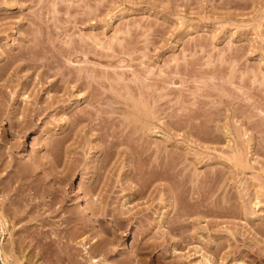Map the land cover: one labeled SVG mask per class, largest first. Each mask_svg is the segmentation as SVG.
I'll use <instances>...</instances> for the list:
<instances>
[{"label": "rangeland", "instance_id": "obj_1", "mask_svg": "<svg viewBox=\"0 0 264 264\" xmlns=\"http://www.w3.org/2000/svg\"><path fill=\"white\" fill-rule=\"evenodd\" d=\"M32 39H52V51L61 52L60 61L71 68L65 77L82 88H71L64 106L53 105L33 128L14 136L5 118L16 99L28 95L20 102L29 104L35 90L25 86L31 78L26 68L15 67L22 60L7 66L5 55L14 57L19 46L25 51ZM83 95L86 100L75 105ZM93 95L100 98L104 132H113L115 142L100 197L99 189L95 197L83 192L102 156L93 129L78 125L67 137L62 131L69 105L93 110L97 102L87 103ZM17 114L22 116L21 108ZM10 146L11 157L4 154ZM51 151L57 158L53 173L64 178L72 196L67 210L53 216L49 196L41 197L43 182L52 186L53 161L45 158ZM17 157L23 161H9ZM19 165L33 172L22 167L20 183L14 175ZM129 167L137 174L133 179ZM149 179L147 190L134 195ZM172 179L181 182L180 191L171 187ZM167 185L183 192L175 197L176 213L167 205ZM241 189L246 208L261 218H244ZM92 200L99 206L111 201L110 213L95 216ZM222 201L224 213L216 216L214 202ZM76 211L87 221L83 230L73 220L80 218ZM179 211L196 223L186 218L183 227L169 231L176 216L170 214ZM0 215V264H131L136 255L143 257L139 264H207L204 257L211 255L213 264H259L240 242L243 253L221 255L233 242L232 230L252 249L264 242V0H0ZM63 216L72 225L61 222ZM165 232L183 240L178 251L148 248L165 242ZM209 242L224 243L221 254L214 255Z\"/></svg>", "mask_w": 264, "mask_h": 264}, {"label": "bare ground", "instance_id": "obj_2", "mask_svg": "<svg viewBox=\"0 0 264 264\" xmlns=\"http://www.w3.org/2000/svg\"><path fill=\"white\" fill-rule=\"evenodd\" d=\"M51 36V35H50ZM25 38V37H24ZM50 38V37H49ZM52 38V37H51ZM44 39V38H43ZM47 39V38H46ZM46 39H44V40H46ZM30 40V38L28 39L27 38V41H29ZM33 40V39H32ZM36 40V39H35ZM35 40H33V42H30V44H27V48H25L26 50L25 51H23L21 48H20V46L19 47H17V55H15L14 57H11V58H9V56H7V55H5V57H7V59L5 60V65H7V66H10L12 63H14L16 60H22V62H18V63H16V65H15V67H17V66H20V65H22L23 67H25L26 68V70H27V75L26 76H30L31 78L29 79V80H27V83H26V85L25 86H30L31 85V90H35L34 91V95H33V100L31 101L30 100V103L29 104H26L25 103V105H23L20 101H24V102H26V100H27V97H28V95H22V96H20V98L19 99H16L15 100V102H14V105H16L14 108H12V110L7 114L8 116V118H5V119H9V122H10V129L9 130H11V135H14L15 136V131H19L21 134L22 133H25V131L27 130V129H29V128H33L35 125H36V119L37 120H39V116H41V115H43V116H47L48 115V113H49V111H48V109H50L51 107H53V105H55V104H57L58 105V103H60V101H62V105H63V99H65V94H67L68 96L70 95V94H72V89L71 88H75V89H78V88H82V83L81 82H79V81H77V83H75L74 85H70V82H69V80L70 79H68V77H65V73H68V71L71 69L67 64L65 65V63L63 64L62 63V61H60V56L61 55H59L58 53H54L53 51H52V39H50V40H47V41H41V39H39L40 41L39 42H35ZM29 43V42H28ZM2 52V51H1ZM1 54H3V53H1ZM2 57H4V55H2ZM52 75H53V77H52ZM55 76V77H54ZM49 78V79H48ZM45 82H47L48 83V86L46 87L45 85H44V83ZM46 84V83H45ZM42 86H44V87H42ZM23 88V87H22ZM46 88H48V89H46ZM46 89V92H42L43 90H45ZM40 91H41V93H40ZM59 92H60V94H59ZM46 94V96L44 97L43 95H45ZM79 95V94H78ZM62 97H64V98H62ZM86 100V97L83 95V96H78V98H77V100H75V105L77 104V103H79L80 102V100L82 101V100ZM99 100H100V98L98 97V96H95V95H93L92 97H91V99H88L87 100V103H88V105H90V104H92V103H95V102H97V104L95 105H93V110H90V111H87V108L86 107H78V108H75V106L73 105L72 106V104L71 105H69V107H68V110H67V114H66V117H63L64 118V120H65V128L64 129H62V131H63V136L64 137H67V136H69V134H72V133H75V132H77V131H75L76 129H77V126L78 125H80V127H87L88 129H89V131H91L92 129H93V131L94 132H91V134L93 135V137H95V139H98V141H96V143H95V146H94V148H96V150L97 151H99V153L98 154H100V153H102L100 156H101V158L99 157L98 159H96L97 158V155L95 156L96 158V160L94 161V163H93V165L91 166V168L90 169H92L91 170V179L85 184V187H83L84 189H83V192H84V194L85 195H88V197H95V196H99L100 197V194H101V192H100V189H101V187L102 186H98L99 185V181H100V178H101V175H102V172H103V170L106 168V166H107V164H108V162H109V160H107V158L108 159H110L109 157L110 156H108V154H109V148H111V147H115V142H114V139H113V137H114V133L113 132H111V133H109V135L108 134H106V132H104V125H102V122H104V119H103V117H102V113L100 112V111H102L101 109H99V107H98V104H99ZM65 101V100H64ZM77 102V103H76ZM22 104V105H21ZM64 106V105H63ZM20 108H21V114H22V116L20 117V115L19 114H17L18 113V111H20ZM42 116V117H43ZM64 124V123H63ZM62 126V125H61ZM62 128H63V126H62ZM12 129H13V131H12ZM5 130V129H4ZM4 130H2V131H4ZM9 130H7V131H9ZM61 130V129H60ZM6 131V132H7ZM18 132V133H19ZM9 134V133H8ZM48 135H50V137L52 136V133L51 132H49L48 133ZM47 139H48V137H47ZM52 139V138H51ZM50 140V139H49ZM46 141V140H45ZM45 143V142H44ZM46 144V143H45ZM47 144H48V147H51L49 144H50V142H48L47 141ZM47 144L45 145V146H47ZM11 146H15V145H13V144H10ZM10 146V148L9 149H7V150H3L4 151V154L5 155H9L10 157H11V155H12V147ZM53 146H54V144H53ZM55 146H56V144H55ZM54 146V147H55ZM91 146H92V144H91ZM66 147V150H67V146H65ZM90 147V146H89ZM93 147V146H92ZM53 148V147H52ZM51 148V149H52ZM15 149V148H14ZM47 149V148H46ZM111 150V149H110ZM65 151V150H64ZM47 152H48V149H47ZM54 152V151H53ZM65 152H67V151H65ZM50 153H52V151L50 152ZM49 154V153H48ZM48 154L45 156V158H47L46 159V161H53L52 162V178L49 180V181H51V183H52V186L51 185H49V186H46V183L45 182H43V186L45 187H43L44 188V190L45 191H43L42 192V195H41V197H45V198H47L48 196H49V200H46L47 202H48V206L50 207V206H52L53 208H52V216H53V214L54 213H59V212H65L66 210H67V208H68V206H69V204H68V202L72 199V196L70 195V192H69V189H70V186H68V188L66 187L65 188V186L63 187L62 186V176H57L55 173H53V170H54V161H57V158H55V154H53L52 153V155L50 156H48ZM48 156V157H47ZM108 156V157H107ZM20 158V159H19ZM17 157V159H19V160H17L16 158H14L13 160H12V158H10L9 159V161H23L22 160V158L21 157ZM33 158L34 157H32V160H29V159H31V158H29V159H27L28 161H34L33 160ZM28 164V163H27ZM17 165V164H16ZM143 165V164H142ZM157 165V164H156ZM155 165V166H156ZM20 166L21 165H19V166H17V167H19L20 168ZM24 166H26V167H28L27 165H26V163H25V165ZM24 166L22 165V169L24 170ZM144 167L146 166V163H145V165H143ZM26 167H25V170H24V172L25 171H27L26 170ZM30 167V166H29ZM72 167V166H71ZM71 167H69L68 169H70ZM147 167H148V165H147ZM146 167V168H147ZM20 168V170H18L17 168H14V169H16L17 171H15L14 173V175H15V177H19L18 179H16V181H19V183H20V180H21V176H23V175H21L22 173L21 172H23L22 171V169ZM30 168H32V167H30ZM139 168H141V172H140V169ZM139 168H137V169H139V170H137V169H135V170H137V172L139 171L140 173H144L145 172V170L143 171V167H139ZM149 168V167H148ZM156 168L157 169H159V167H157L156 166ZM132 169L133 168H131V167H129V174H128V177L131 179H133V173H135V171L133 172L132 171ZM163 168H161L160 169V171H163L162 170ZM30 170V169H29ZM21 171V172H20ZM105 171V170H104ZM106 171H107V168H106ZM143 171V172H142ZM28 173H29V175L31 174V173H33V172H29V171H27ZM148 172H149V170H148ZM164 172V171H163ZM162 172V173H163ZM21 173V174H20ZM28 173H26V174H24V175H28ZM145 174V173H144ZM149 173H147V171H146V177H147V175H148ZM161 174V173H160ZM28 175V176H29ZM135 175H137L136 173H135ZM138 175H140L141 176V174H139L138 173ZM151 175V174H150ZM31 176V175H30ZM142 176H144V175H142ZM151 176H153L154 177V175H151ZM25 177V176H24ZM152 177V178H153ZM149 178V177H148ZM155 178V177H154ZM15 178H13L12 180H14ZM20 179V180H19ZM64 179V178H63ZM134 179H135V177H134ZM138 179H141V178H138ZM138 179H136L137 180V182H138ZM143 179H144V177H143ZM33 179H31V181H32ZM145 180H146V178H145ZM144 180V181H145ZM154 180V179H153ZM34 181V180H33ZM141 182L143 181V180H140ZM139 181V182H140ZM148 181V180H147ZM12 182V181H11ZM63 182H64V180H63ZM137 182H136V184H137ZM171 182V187L173 186V187H177L178 185H180L179 184V182L178 181H176L175 179H172V181H170ZM172 182H174L175 184H173ZM18 183V184H19ZM181 183V182H180ZM63 184H65V183H63ZM138 184H140V183H138ZM152 184V179L150 180L149 179V181L148 182H143V184H141V185H139V186H137L136 187V189H135V193H133L134 195L136 194L137 195V197H138V195L139 196H141L146 190H147V188L150 186ZM108 185V184H107ZM168 186V190H169V193H167V194H169V199H168V207L170 206L171 207V209H172V212H174V213H176L178 210H176V209H174V207L177 205L176 203V199H175V197H176V195L179 193V186L176 188V189H178V190H175V191H171V188H170V185H167ZM15 187V186H14ZM13 187V190H15V189H17V188H14ZM172 187V188H173ZM180 187L182 188V185H180ZM42 188V189H43ZM51 188H52V190H51ZM110 188H112V187H110L109 186V188L108 189H110ZM170 188V189H169ZM97 189H99L97 192H96V195L94 196V193H95V191L97 190ZM108 189H105V190H108ZM182 190V189H181ZM239 190H240V188H239ZM42 191V190H41ZM182 192V191H181ZM180 192V193H181ZM179 193V194H180ZM178 194V195H179ZM181 194H183V192L181 193ZM180 194V195H181ZM111 194H109L108 196L111 198V196H110ZM177 195V199H179L178 197H180V196H178ZM199 195H201V194H199ZM47 196V197H46ZM238 196H239V198H241V201H243V204L241 203V205H242V210H241V213L245 216L244 218H247V219H249V220H255V219H259V218H261V216L260 215H258L257 213H253L252 212V209L251 210H248L247 208H246V205L244 204L245 202V199H244V194H243V192H242V189H241V191H239L238 192ZM95 198V199H98V198ZM190 198V197H189ZM109 200H111V199H109ZM11 201L12 202H14L15 200L14 199H11ZM92 201H94L93 203L91 202L90 203V206L92 207L91 208V210H92V213L94 214V213H96L95 214V216L99 213V211H101V213L102 214H104L105 215V213H106V215H107V213H110L109 211H110V209H112V208H110L111 206H109L110 204H111V201H110V203L108 204V203H106V204H103V205H96V203H95V200H92ZM178 201V200H177ZM225 201V200H224ZM106 202H108V201H106ZM194 202H196V201H193V203ZM226 202V201H225ZM225 202H217V203H215L214 202V205L217 207L216 208V210H215V214H216V216H218V215H220V214H223L224 212L222 211V210H220V209H223L225 206L223 205V203H225ZM105 203V202H104ZM180 203V202H179ZM192 203V204H193ZM197 203V202H196ZM196 203H195V205H196ZM176 204V205H175ZM200 204V203H199ZM198 203H197V205H199ZM179 205V204H178ZM191 205V204H190ZM193 206V205H192ZM177 208H178V206H176ZM194 207V206H193ZM171 209H170V211H171ZM168 210V209H167ZM112 211V210H111ZM169 211V213H171ZM191 212H192V210H190ZM194 211V210H193ZM251 211V212H250ZM73 212H75V211H73ZM80 211H76V213H78L79 215V217L80 218H78L77 216L73 219V220H75V223H79V229H82L85 225H87V221H85L84 219H82V217L80 216V214L81 213H79ZM180 212V211H179ZM178 212V213H179ZM183 212V211H182ZM182 212H180V215L179 214H170L171 216L173 215H176V216H174L172 219H170L171 221H173L172 223H170L169 222V224H170V226L168 225V229H169V231H172V230H176L177 228H180V226L181 225H183V224H181L182 223V221L185 219L186 220V218H188V220H190V221H192L193 220V222H189V223H192V224H195L196 223V219L194 220V219H189V216H186V217H184V218H182L181 217V213ZM72 213V212H71ZM75 213V214H76ZM113 213V212H112ZM111 213V214H112ZM74 214V213H73ZM164 214V213H163ZM183 214V213H182ZM185 214V213H184ZM104 215L102 216V217H104ZM164 215H166V213L164 214ZM169 215V216H170ZM187 215V214H186ZM189 215V214H188ZM75 216V215H74ZM73 216V217H74ZM99 216H101V215H99L98 214V218H99ZM112 216H113V214H112ZM169 216L168 215H166V217H168L169 218ZM170 216V217H171ZM64 217V219L63 218H61V222H65L66 224H68L71 220L69 219V218H67V217H65V216H63ZM69 217V216H68ZM165 217V218H166ZM191 217V216H190ZM197 217H199L198 215H197ZM71 219H72V217H70ZM97 218V219H98ZM113 218H115V216L113 217ZM164 218V219H165ZM168 218H166V219H168ZM194 218H196V217H194ZM3 219V217H2V215H0V221ZM80 219V220H79ZM163 219V220H164ZM114 220V219H113ZM162 220V221H163ZM169 220V219H168ZM168 220H165V222L167 221L168 222ZM187 220V221H188ZM60 221V220H59ZM194 221H195V223H194ZM54 222H56V220H52V223H53V225H54ZM58 222V221H57ZM2 223H3V220H2ZM74 224V223H73ZM55 225H57V223H55ZM54 225V226H55ZM60 225H61V223H60ZM69 225H72V223L70 224L69 223ZM57 226H59V225H57ZM67 226V225H66ZM65 226V224H64V227H66ZM88 226V225H87ZM87 226H85V227H87ZM193 226V230L192 231H197V229L196 230H194V227L196 226V225H192ZM62 227V226H61ZM181 227H183V226H181ZM57 228V227H56ZM197 228V227H196ZM54 229H55V227H54ZM84 229V228H83ZM82 229V230H83ZM148 229V228H147ZM146 229V230H147ZM226 229V228H225ZM229 228H227V230H228ZM232 230V229H231ZM230 230V231H231ZM78 231V229L76 230V232ZM80 231V230H79ZM166 231H168V230H166ZM177 231V230H176ZM173 232V231H172ZM219 232V231H218ZM228 232H229V230H228ZM80 233V232H79ZM79 233H76L77 235L79 234ZM170 233V232H169ZM169 233H166L165 232V234H166V237H165V242H163L164 241V239H163V241L162 242H160L161 240H157V239H154V240H151V243H153V241H154V243L156 242L155 240H157V243H155V244H153V246H149L148 248H152L151 250H154V248H157L158 246H160L161 247V245H162V247L164 248V250H165V248L167 249H169L170 251H171V253H173V252H175L176 250L178 251V249H177V247L179 246V245H181V243H182V241L180 240V239H174L172 236V238L169 236V235H171V234H169ZM195 233V232H194ZM194 233L192 234V233H190V234H192L193 236H194ZM238 233V232H237ZM236 233V231H231V235H229L232 239H233V242L234 241H237L236 243L234 242H232V243H229V245L227 244V246L229 247H227L226 249H224V252L222 251V248L224 247V243H221V242H214V243H210L209 242V245L208 246H214V248L213 249H211L210 247H208V249L210 248L212 251H214V255L215 254H221V251H222V255H221V257H223L224 259L226 258L227 259V256H229L230 254H240L241 252H242V250H241V245H240V243L243 245V247H246V250L249 252V254H250V252L252 253V254H255V257L256 258H259V261L260 262H263L264 263V253H262L263 251H264V242H262L263 244V246H261V242L259 243V242H255V244H257V243H259V246H257V245H254V242L252 243V245H254V246H257L255 249L253 248H251L250 246H249V244H251V243H248V242H246L247 240H246V238L245 237H240V236H238V235H236L237 234ZM259 233L260 234H263L262 233V230L261 231H259ZM167 234H169L168 236L170 237V238H168L167 239ZM189 234V235H190ZM254 234V233H253ZM256 234V233H255ZM254 234V235H255ZM75 235V234H74ZM76 235V236H77ZM191 235V236H192ZM217 235V234H216ZM192 236V237H193ZM218 236L219 237H221L222 236V234H218ZM181 237V236H180ZM254 237H256V236H254ZM75 238V237H74ZM73 238V239H74ZM196 238V237H195ZM54 239V238H53ZM52 239V244H53V241H55V240H53ZM181 239H183V237L181 238ZM97 240V239H96ZM95 240V241H96ZM170 240H176L175 242H174V244H173V241H170ZM94 240H93V242H95ZM97 241H100V240H97ZM160 243H159V242ZM185 241V240H184ZM264 241V240H263ZM189 242V241H188ZM187 241H186V243H188ZM238 242H240L239 244H238ZM55 243V242H54ZM98 243V242H97ZM100 243V242H99ZM165 243V244H164ZM208 243V242H207ZM247 243H248V245H247ZM83 244V243H82ZM84 245V244H83ZM149 245V244H148ZM152 245V244H151ZM240 245V246H239ZM85 246V245H84ZM185 246V245H184ZM159 247V248H160ZM253 247V246H252ZM86 248V246L84 247V249ZM158 248V249H159ZM162 248V249H163ZM179 248H180V246H179ZM260 250H259V249ZM143 249V248H142ZM141 249V250H142ZM167 249V250H168ZM191 249L192 250H194V252H195V250H196V248L195 249H193L192 247H191ZM243 249V248H242ZM245 249V248H244ZM52 250H53V248H52ZM140 249H139V253L138 254H140V251H141ZM148 250H150V249H148ZM262 250V252H260ZM155 251V250H154ZM188 251V250H187ZM211 251V252H212ZM246 251V252H247ZM143 253H144V250L142 251ZM149 252H152V251H149ZM171 253H169V254H171ZM178 253V252H177ZM243 253V252H242ZM178 254H180V253H178ZM183 254V253H182ZM181 254V255H182ZM185 255H186V253H184ZM184 254L182 255V256H184ZM189 254H190V256L192 255V253L190 252V250H189V252L187 253V255H186V257L188 258V256H189ZM246 254V253H245ZM180 255V256H181ZM242 256V255H241ZM252 256V255H251ZM129 257V256H128ZM131 258L132 257H135V256H130ZM140 257V259H137V258H139ZM213 257H215V256H207V257H204L205 259H206V261H207V264H213L214 263V258ZM158 258V257H157ZM187 258H185V260H187ZM126 260H127V257L125 258ZM130 258H128V260H129ZM142 259V260H141ZM151 259V258H150ZM179 259V260H178ZM176 258V260H178L177 262H179L181 259L183 260L184 258L182 257V258ZM140 260H141V262L143 261V257H141V256H139L138 255V257H137V255H136V260H135V258H133V259H131V260H129L128 262H133L134 264H139V262H140ZM147 261L149 260V259H146ZM155 260V259H154ZM159 260H160V258H159ZM172 260V259H171ZM176 260H172V261H176ZM181 260V261H182ZM258 260V259H257ZM262 260V261H261ZM93 261H96L95 259H93ZM125 261V260H124ZM123 261V262H124ZM144 261H145V259H144ZM160 261H163V260H160ZM164 261H166V260H164ZM169 260H167V262H168ZM180 261V263H182ZM184 261V260H183ZM254 261V260H253ZM256 261V260H255ZM140 262V263H141ZM150 262V261H149ZM155 262H156V260H155ZM157 262H158V260H157ZM190 261L188 260V262H186L187 264L189 263ZM258 262V261H257ZM256 262V263H257ZM260 262H258L259 264H260ZM133 263H131V264H133ZM154 263V262H153ZM169 263V262H168ZM173 263V262H172ZM183 263H185V262H183ZM250 262H248V264H249ZM252 263H254V262H252ZM124 264H126L125 262H124ZM155 264H157V263H155ZM159 264V263H158ZM165 264H167V263H165ZM170 264V263H169ZM175 264H177L176 262H175ZM190 264H192V263H190ZM193 264H196V262L194 263L193 262ZM197 264H203L202 262L201 263H197Z\"/></svg>", "mask_w": 264, "mask_h": 264}]
</instances>
